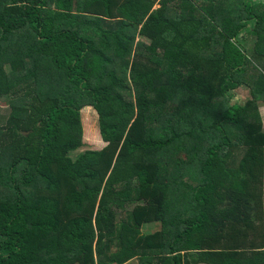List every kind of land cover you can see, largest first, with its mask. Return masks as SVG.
Here are the masks:
<instances>
[{"label": "trees", "instance_id": "obj_1", "mask_svg": "<svg viewBox=\"0 0 264 264\" xmlns=\"http://www.w3.org/2000/svg\"><path fill=\"white\" fill-rule=\"evenodd\" d=\"M239 1L0 0V264H264V2ZM85 108L104 145L71 160Z\"/></svg>", "mask_w": 264, "mask_h": 264}, {"label": "rangeland", "instance_id": "obj_2", "mask_svg": "<svg viewBox=\"0 0 264 264\" xmlns=\"http://www.w3.org/2000/svg\"><path fill=\"white\" fill-rule=\"evenodd\" d=\"M253 2H264V0H253ZM225 5L229 9H234L235 7L240 5V1L238 3L235 0H224ZM158 4L155 3L153 8H157ZM236 42L240 47L243 48L245 54L251 58L253 54V45L255 42V34L253 31V24L247 26V28L242 31L237 37ZM7 69V66H5ZM234 96L231 100L232 103L244 104L246 101L253 100L252 96L249 93L247 87H239L232 91ZM9 97L6 95L0 96V118L6 117L7 109H8ZM257 110L262 120V125L264 128V104L261 101H257ZM79 120L81 125V145L80 147L68 155L71 160H74L81 152L86 150H99L104 143L100 140L97 130V121L96 115L94 111L90 108L81 109L79 112ZM136 203L128 202L122 206L119 210H115V213H121L122 211L129 212L132 209V206ZM159 225L155 223H149L148 225H144L140 229L141 235H148L157 230ZM126 264H138L134 259L127 262Z\"/></svg>", "mask_w": 264, "mask_h": 264}]
</instances>
